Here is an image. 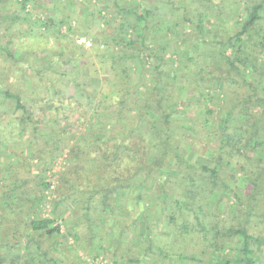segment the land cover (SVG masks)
I'll use <instances>...</instances> for the list:
<instances>
[{
    "label": "trees",
    "instance_id": "16d2710c",
    "mask_svg": "<svg viewBox=\"0 0 264 264\" xmlns=\"http://www.w3.org/2000/svg\"><path fill=\"white\" fill-rule=\"evenodd\" d=\"M30 1L0 0V31H11ZM162 1L74 0L76 14L87 15L85 24L77 20L86 35L103 24L99 33L109 37L101 80L85 55L74 53V72L51 63L24 68L11 40L0 45L20 64L0 74V264H80L79 252L95 257L104 241L121 259L132 239L144 248L124 264L152 263L153 249L164 261L194 258L167 252L161 240L171 232L196 233L211 264H264V0ZM9 3L19 9L5 11ZM45 16L33 19L43 33L57 21L71 29L69 15ZM64 103L63 119L74 115L87 127L77 135L59 124ZM188 111L194 119L182 123L178 115ZM65 149L67 167L53 190L60 196L45 216L38 207L50 190L48 171ZM128 207L138 208L141 219L128 218L142 228L122 224ZM57 215L69 223L67 235Z\"/></svg>",
    "mask_w": 264,
    "mask_h": 264
},
{
    "label": "rangeland",
    "instance_id": "374dc122",
    "mask_svg": "<svg viewBox=\"0 0 264 264\" xmlns=\"http://www.w3.org/2000/svg\"><path fill=\"white\" fill-rule=\"evenodd\" d=\"M130 1V0H129ZM141 2V0H139ZM216 2L218 0H215ZM94 2V0H93ZM43 6H42V4ZM95 3V2H94ZM163 1L159 0V5L162 6ZM35 5V6H34ZM164 5V4H163ZM103 6V4L100 2L98 7ZM241 5L236 6V10L239 9ZM5 11H15L18 10L19 7L17 4L9 3V6H6L3 8ZM84 11V10H83ZM81 10L80 14H76L78 12L77 7H74V0L73 3L70 5H66L65 0H32L29 3H27L25 7V11L22 13L20 20L17 22L15 26H13V29L7 33H4L3 31H0V45L5 46L8 44V41H10V44H8V47L11 51V53L14 55V58H16L18 61H20V64L15 65L14 60H8L7 57L5 56V53L0 51V74L4 71L3 67L11 68V67H17L20 65V67L25 66H36V67H42L44 64L51 63L53 66H62V69H65V71H71V66H74V53L77 55H84L86 56V60H92L95 64V66L99 67L101 71H99L100 74H98L99 77H97L99 80L103 79L104 75V70L102 69L103 66L99 65V59H101V56L103 55V50H106L107 47L111 44L109 37L106 35H102L101 31L99 33L100 28H102L103 24H99V28H97L95 25L91 31V33H87L81 29V27L78 25L77 20L82 21V23L87 20V15L83 13ZM26 12L31 13V18H28L27 15L25 14ZM49 13H54V16L57 19L62 18L63 16H70V23H71V29L67 30L66 25L61 26L60 22L57 21V25L55 26L56 29L54 30H49V33H43V27L41 28V31L37 28V26L33 25V19L36 18V16L39 17V19L42 21L46 19L45 15ZM74 15L76 18H74ZM210 18L206 24V32H210V26H212L214 22V16L213 14H209ZM67 20V19H66ZM85 24V23H84ZM116 23H112V26H114ZM6 25L1 24L0 21V29L3 30ZM229 26V23H228ZM99 29V30H98ZM162 36L159 35V38ZM158 40V39H156ZM186 51V50H185ZM61 54V56H60ZM79 56H75V59H77ZM170 58V55H167ZM71 58L73 61L71 63H63V59H68ZM13 61V62H11ZM57 68V67H56ZM6 70V69H5ZM99 70V69H98ZM106 70V79L110 76L109 74V68L105 69ZM71 72H74L71 71ZM16 77L18 74H21L19 70L15 71ZM74 73H72L73 76ZM132 78H135L134 73H132ZM13 75H3L2 79L4 80V84H7L11 82ZM23 77V76H22ZM67 78V77H66ZM65 77L61 78L62 80L66 79ZM60 85L65 87V83L60 82ZM109 87V90L114 91V82H108L106 85ZM24 87V88H22ZM19 88L21 90L24 89L23 94H25V91L27 92L30 91V88L27 85H22V83H19ZM115 93V92H114ZM105 95H102L104 97ZM105 98V97H104ZM107 104H109V100H107ZM66 104L64 103L63 106L60 109L59 114L57 115L58 120H60L59 124L62 123V125L66 126V129L69 131L68 135H77L81 130L87 128L86 125H82L81 120H77L76 118H69L66 120L65 118L63 119L64 114L67 112V108H65ZM196 114V111H188L187 115H178V118L182 123H184L183 118H186V116L193 120L194 116ZM125 134V133H124ZM68 149H65L63 152L64 154L59 156L57 159L54 160L53 164L51 165V168L49 169L48 173L51 176V186L50 190L45 191V200L40 203L38 210L43 215H49L50 210L52 209V200H58V193H54L53 190H57L58 183H59V177L61 173L66 169L67 167V162H66V153ZM195 152H193V155ZM201 155H195V160L200 162L202 159H199ZM7 161H10L11 158L8 156L6 157ZM49 164V162L47 163ZM234 165V164H233ZM2 171V170H1ZM2 175V172H0ZM238 176V175H237ZM1 179V177H0ZM60 212L59 214H63L62 211H65L66 204L62 203L60 204ZM130 208V209H129ZM129 211L127 210V213H122L120 215V219H122V224L124 225H129L131 227L130 230H132V225H141L140 228H142L143 221H135L132 220L128 217L131 216H137L141 219V217L137 214V207H128ZM147 213H149V210H147ZM57 215V216H58ZM64 215V214H63ZM190 222H193L192 217H189ZM124 222V223H123ZM154 222V221H153ZM56 223L60 224L62 227V234H66V226L68 227V222H64L61 220V217L56 218ZM154 226L157 227L156 222H154ZM161 225L158 226L160 228ZM154 227V230H155ZM134 230V227H133ZM137 231V229H135ZM181 231V230H180ZM254 233H258V229L254 228L251 230ZM183 232V231H181ZM184 234V233H183ZM135 237L140 240V237L136 236ZM132 238V236H131ZM126 240V239H125ZM130 240V239H129ZM73 240L69 236L67 239L68 243H71ZM128 240H126L127 242ZM164 245H166V250L168 253L171 252H186L187 254L191 255L194 254V258L190 259H181L178 260L175 257L173 258L174 261L177 263L171 262L170 260H162L161 255L158 256V253L156 251L150 250L149 254L146 255V261L148 263L150 261H153L152 263L156 262L157 264H211V262L208 259L209 255L204 254L203 252L205 249V242L200 240L198 238V235L194 232H191L189 234H184L181 235L178 232L173 233L171 232L170 236L162 238ZM134 239L132 241H129L126 243V246L129 247L131 246L132 250L131 251H126L125 249V254L122 255L121 259L119 256H114L112 253V246L110 243L104 241L102 243V249L99 250V253L95 257H89L88 255L86 256L82 252L78 253V256H80V264H124L126 259L129 257L132 258H137L141 256V253L143 250V246H138L139 243L136 242L134 243ZM138 246V247H137ZM136 249V251L134 250ZM226 253H235V251H232L229 247L225 251ZM69 256L72 257L74 256V251L72 250L69 253ZM192 256V255H191ZM259 256L254 254L253 259L258 260ZM114 259H118V262L115 263ZM150 263V264H152ZM134 264H141L135 262ZM216 264V263H215Z\"/></svg>",
    "mask_w": 264,
    "mask_h": 264
}]
</instances>
